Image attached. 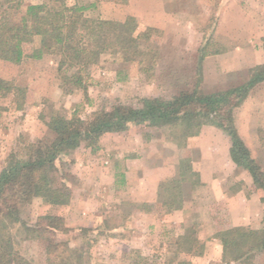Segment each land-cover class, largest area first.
Listing matches in <instances>:
<instances>
[{"label": "rangeland", "instance_id": "374dc122", "mask_svg": "<svg viewBox=\"0 0 264 264\" xmlns=\"http://www.w3.org/2000/svg\"><path fill=\"white\" fill-rule=\"evenodd\" d=\"M41 1L0 0V12L17 22L28 4ZM79 2L94 3L84 12L92 19L132 17L134 35H141L126 51L115 46L103 52L89 75L82 73L81 85L70 76L75 67H59L56 54L20 63L0 59V78L18 88L0 97V171L11 152L23 154L27 143L51 137L47 121L52 114L87 120L97 110L139 107L144 98L216 93L245 84L264 63V0ZM32 43L27 47H38L39 37ZM231 120L264 172V81L232 107ZM200 125L183 133L182 124H129L103 134L95 146L81 142L62 153L54 184L66 185L70 199L57 205L41 196L18 201L20 222L5 220L17 256L11 264L20 258L46 264L38 240L22 226L44 215L61 218L52 237L67 246L62 256L77 262L81 254L82 264H237L223 258L218 233L231 227L264 231V190L232 161L230 137L207 121ZM140 154L139 162L150 172L141 185L131 165ZM128 164L133 168L122 180ZM165 169L176 175L155 184L154 218L135 215L147 204L136 187L149 189ZM184 206L179 217L172 214ZM250 262L264 264V249L253 252Z\"/></svg>", "mask_w": 264, "mask_h": 264}, {"label": "trees", "instance_id": "16d2710c", "mask_svg": "<svg viewBox=\"0 0 264 264\" xmlns=\"http://www.w3.org/2000/svg\"><path fill=\"white\" fill-rule=\"evenodd\" d=\"M93 6V2L79 0L72 3L43 0L28 4L17 22L0 12V59L20 63L26 57L40 59L45 53L56 54L60 57L59 67H75L70 76L74 83L81 85L82 73L89 75L92 64L103 52L115 46L126 51L141 35H134L132 17H126L123 22L87 17L84 12ZM34 37H39L40 45L27 47L33 44ZM261 81H264V63L245 84L216 93L186 91L168 100L144 98L139 107L119 105L110 111L97 110L87 120L52 114L47 121L51 137L27 143L23 154L11 152L0 171V264L17 260L5 220L20 222L17 213L20 199L41 196L53 205L68 203L69 188L54 184L53 171L58 157L81 142L95 146L103 134L125 130L129 124H182L183 133L191 127L196 132L203 121L218 126L230 137L232 161L246 169L253 184L264 190V172L251 158L231 120L232 107L241 102L251 86ZM16 88L0 78V97ZM181 166L183 168V159ZM59 220L58 216L44 215L34 225L22 223V226L38 240L46 255V264H82L81 254L77 255V262L71 255L62 256L67 246L53 239L52 230L59 227ZM218 236L223 258L237 264H251L253 252L264 249L263 230L231 227L220 231ZM19 261L18 264H33L22 258Z\"/></svg>", "mask_w": 264, "mask_h": 264}, {"label": "crops", "instance_id": "0c3cea01", "mask_svg": "<svg viewBox=\"0 0 264 264\" xmlns=\"http://www.w3.org/2000/svg\"><path fill=\"white\" fill-rule=\"evenodd\" d=\"M143 159H144L143 155L140 154V155H137L135 157V160L133 162H131V165L132 166L135 165V170H137V177L139 178V182H140L139 184L140 185L144 182V180H146V182L149 181V178H150L149 177V174H150L149 168L148 167H144V165L141 162H139L140 160H143ZM227 159L229 160V158H227ZM131 165L128 164L126 166L127 170L124 171L125 174H121L122 180H123V178H126V176L128 174L127 171L128 170H132L133 167ZM138 169L140 171H138ZM165 170H166V172H161V171L159 172V177L157 179L158 181L156 180L153 183V185H151L149 187V189L144 190V189L139 188V186L136 187L135 193H140L142 195V197H141V203H147V204H144L145 205L144 208H141V209L137 210L135 212V215H137L139 217H143L145 219H151V220L154 218L153 215L155 214L156 211H153L151 208L154 206L153 204H156L157 203L158 192H159L158 191V187H156L155 184H159L160 183L159 181L165 180V179L168 180V179L172 178L174 175H176L175 171H173L172 169L171 170L165 169ZM142 171H144V172H142ZM202 181L205 183V180L202 179ZM211 186L215 190V187L217 185L215 184V185H211ZM213 193L215 195L214 196V201H218L219 195H218L217 191L215 190V192H213ZM185 207L186 206L182 207L181 209H177V210L173 211L175 213H172V214L173 215L175 214L176 217H179L178 215H180V212H182Z\"/></svg>", "mask_w": 264, "mask_h": 264}]
</instances>
